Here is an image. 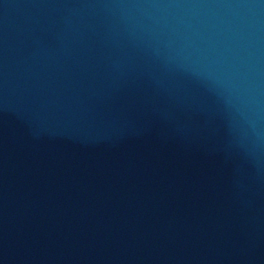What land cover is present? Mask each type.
<instances>
[{"label":"water","instance_id":"95a60500","mask_svg":"<svg viewBox=\"0 0 264 264\" xmlns=\"http://www.w3.org/2000/svg\"><path fill=\"white\" fill-rule=\"evenodd\" d=\"M0 206L83 264H264V0H0Z\"/></svg>","mask_w":264,"mask_h":264}]
</instances>
